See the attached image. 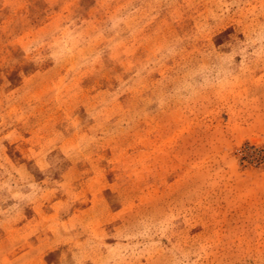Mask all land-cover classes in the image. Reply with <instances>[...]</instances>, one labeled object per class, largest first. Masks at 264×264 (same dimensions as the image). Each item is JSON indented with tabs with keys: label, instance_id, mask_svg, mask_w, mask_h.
I'll use <instances>...</instances> for the list:
<instances>
[{
	"label": "rangeland",
	"instance_id": "obj_1",
	"mask_svg": "<svg viewBox=\"0 0 264 264\" xmlns=\"http://www.w3.org/2000/svg\"><path fill=\"white\" fill-rule=\"evenodd\" d=\"M0 264H264V0H0Z\"/></svg>",
	"mask_w": 264,
	"mask_h": 264
}]
</instances>
